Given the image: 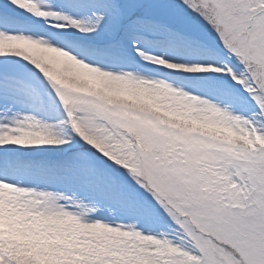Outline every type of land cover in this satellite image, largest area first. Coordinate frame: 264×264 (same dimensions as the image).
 I'll return each instance as SVG.
<instances>
[{
	"label": "snow or ice",
	"instance_id": "1",
	"mask_svg": "<svg viewBox=\"0 0 264 264\" xmlns=\"http://www.w3.org/2000/svg\"><path fill=\"white\" fill-rule=\"evenodd\" d=\"M0 264H264V0H0Z\"/></svg>",
	"mask_w": 264,
	"mask_h": 264
}]
</instances>
